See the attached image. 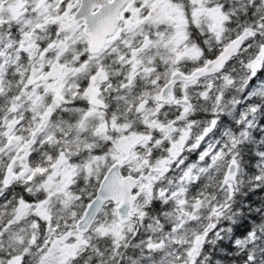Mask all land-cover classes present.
I'll list each match as a JSON object with an SVG mask.
<instances>
[{
    "label": "snow or ice",
    "instance_id": "6c2138e0",
    "mask_svg": "<svg viewBox=\"0 0 264 264\" xmlns=\"http://www.w3.org/2000/svg\"><path fill=\"white\" fill-rule=\"evenodd\" d=\"M0 264H264V0H0Z\"/></svg>",
    "mask_w": 264,
    "mask_h": 264
}]
</instances>
